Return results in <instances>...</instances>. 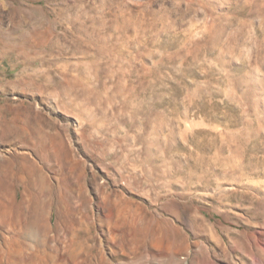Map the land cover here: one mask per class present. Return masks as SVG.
Returning <instances> with one entry per match:
<instances>
[{
	"label": "rangeland",
	"instance_id": "rangeland-1",
	"mask_svg": "<svg viewBox=\"0 0 264 264\" xmlns=\"http://www.w3.org/2000/svg\"><path fill=\"white\" fill-rule=\"evenodd\" d=\"M0 264H264V0H0Z\"/></svg>",
	"mask_w": 264,
	"mask_h": 264
}]
</instances>
